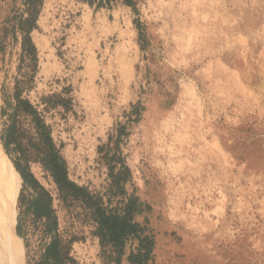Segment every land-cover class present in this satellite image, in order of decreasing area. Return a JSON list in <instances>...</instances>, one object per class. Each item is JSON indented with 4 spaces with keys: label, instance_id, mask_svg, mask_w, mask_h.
<instances>
[{
    "label": "rangeland",
    "instance_id": "1",
    "mask_svg": "<svg viewBox=\"0 0 264 264\" xmlns=\"http://www.w3.org/2000/svg\"><path fill=\"white\" fill-rule=\"evenodd\" d=\"M91 1L43 0L31 33L38 67L30 98L66 101L49 122L69 178L106 187L97 149L126 124V190L142 203L136 221L155 237L152 264H264V0ZM38 42L48 43L43 54ZM19 53L7 40L0 87L16 75ZM137 103L141 117L129 121ZM31 171L53 191L37 165ZM0 179V264H25L15 233L22 182L2 164ZM54 206L60 231L77 239L76 264H111L91 229ZM27 238L34 250L37 235Z\"/></svg>",
    "mask_w": 264,
    "mask_h": 264
},
{
    "label": "trees",
    "instance_id": "2",
    "mask_svg": "<svg viewBox=\"0 0 264 264\" xmlns=\"http://www.w3.org/2000/svg\"><path fill=\"white\" fill-rule=\"evenodd\" d=\"M82 1L92 4L91 0ZM97 1V7H104L113 0ZM123 3L134 6L132 0H123ZM7 6L8 14L0 22V53L4 52L7 40L19 45L20 53L16 75L10 85L2 83L0 87V164L22 182L17 197L15 233L24 242L25 264H76L71 251L77 239L67 238L60 231L55 202L59 209L67 210L91 229L90 235L98 240L100 255L107 262L121 264L129 249L128 264H152L155 237L145 223L136 221L135 217L143 213L142 203L126 190L131 172L119 149V142L126 135V124L119 123L116 135L97 149L107 168L106 187L95 191L72 181L62 156L63 144L56 142L54 126L49 122L51 111L57 108L67 111L66 101L60 95H43L38 101L30 98L38 67L31 33L37 29L43 0H8ZM143 110L137 103L125 115L129 121L136 122ZM32 165L41 169L53 191L47 190L35 177ZM2 187L0 179V193ZM29 234L38 237L34 250L27 238Z\"/></svg>",
    "mask_w": 264,
    "mask_h": 264
},
{
    "label": "bare ground",
    "instance_id": "3",
    "mask_svg": "<svg viewBox=\"0 0 264 264\" xmlns=\"http://www.w3.org/2000/svg\"><path fill=\"white\" fill-rule=\"evenodd\" d=\"M37 47L40 50V53L43 54V52H45L48 49V43L47 42H45V43L38 42ZM47 58H48V56H47Z\"/></svg>",
    "mask_w": 264,
    "mask_h": 264
}]
</instances>
